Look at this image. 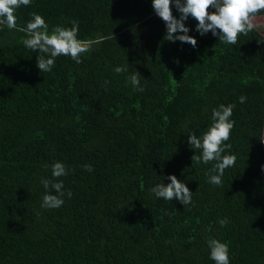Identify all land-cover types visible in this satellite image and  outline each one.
<instances>
[{
  "label": "trees",
  "instance_id": "16d2710c",
  "mask_svg": "<svg viewBox=\"0 0 264 264\" xmlns=\"http://www.w3.org/2000/svg\"><path fill=\"white\" fill-rule=\"evenodd\" d=\"M34 12L49 33L79 22L93 41L82 63L61 55L41 72L18 30ZM15 15L16 29L0 25V264H215L209 239L229 244L230 264H264V35L228 45L189 17L197 46L167 41L152 0H32ZM221 104L236 122L222 187L188 143ZM56 162L64 204L47 209ZM171 175L193 193L186 207L151 192Z\"/></svg>",
  "mask_w": 264,
  "mask_h": 264
},
{
  "label": "clouds",
  "instance_id": "9594fccd",
  "mask_svg": "<svg viewBox=\"0 0 264 264\" xmlns=\"http://www.w3.org/2000/svg\"><path fill=\"white\" fill-rule=\"evenodd\" d=\"M32 0H0V25H7L9 29L17 28L16 10L21 6H30ZM173 2L180 13L177 19L172 12ZM155 13L165 22L167 41H180L197 46L195 37L188 35L190 29L186 27L185 21L189 17L198 21L196 31L201 36L211 32L213 36H218L219 41L235 45L238 43V36H247L253 31L255 17L264 11V0H152ZM215 9V11H211ZM32 19L27 23L26 28L18 30L27 33V38L23 40L26 48L33 52L38 51L37 67L41 72H50L55 66L57 57L64 55L70 56L76 63H82L81 56L90 51L93 41L78 39L79 22L73 20L71 27L57 26L48 31V24L45 19L32 13ZM183 33V34H179ZM127 71V67H116L115 72L120 74ZM141 74L136 71L128 79L132 86L138 91L143 92L140 87ZM107 83V81L105 82ZM240 103L246 101V97H239ZM235 104L225 106L221 104L218 109L212 111V124L209 126L202 137H197L192 133L188 137V143L192 149L196 150L192 161L194 164H208L215 161L211 172L218 173L211 175L209 183L216 186H223L222 177L227 168L235 165L236 156L225 155L226 150H231L232 145L226 143L230 139L234 129L235 121L231 119ZM264 142V141H261ZM199 152V155L197 154ZM88 172L94 171L92 165H84ZM68 175V169L62 162L52 165V179L41 178V183L46 190L42 197V207L56 209L64 204V183L59 178ZM171 183L165 185L160 183L151 189L156 197L164 200H179L185 207L192 203V192L187 185L175 175L168 177ZM55 190L56 194H52ZM67 195L70 197L71 192ZM220 225L226 226L228 220H219ZM208 246L211 249L210 258L215 264H230V249L227 242L217 239H209Z\"/></svg>",
  "mask_w": 264,
  "mask_h": 264
},
{
  "label": "rangeland",
  "instance_id": "374dc122",
  "mask_svg": "<svg viewBox=\"0 0 264 264\" xmlns=\"http://www.w3.org/2000/svg\"><path fill=\"white\" fill-rule=\"evenodd\" d=\"M255 28L264 35V15H257L253 21Z\"/></svg>",
  "mask_w": 264,
  "mask_h": 264
}]
</instances>
